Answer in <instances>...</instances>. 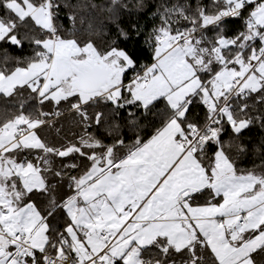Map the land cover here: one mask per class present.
Here are the masks:
<instances>
[{"label": "snow or ice", "instance_id": "snow-or-ice-1", "mask_svg": "<svg viewBox=\"0 0 264 264\" xmlns=\"http://www.w3.org/2000/svg\"><path fill=\"white\" fill-rule=\"evenodd\" d=\"M0 264H264V0H0Z\"/></svg>", "mask_w": 264, "mask_h": 264}, {"label": "trees", "instance_id": "trees-1", "mask_svg": "<svg viewBox=\"0 0 264 264\" xmlns=\"http://www.w3.org/2000/svg\"><path fill=\"white\" fill-rule=\"evenodd\" d=\"M201 114H202V112H201ZM258 142H259V133L258 132L252 133L251 134L250 143H258ZM254 160L257 163L259 162L257 158H255L254 156H252L250 154L249 156L244 157L241 160H238V163L240 164L241 167L248 168V167H251L252 166Z\"/></svg>", "mask_w": 264, "mask_h": 264}]
</instances>
